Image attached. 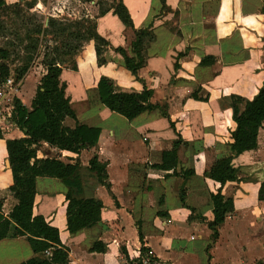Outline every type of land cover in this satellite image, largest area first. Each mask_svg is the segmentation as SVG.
Instances as JSON below:
<instances>
[{"label":"crops","instance_id":"0c3cea01","mask_svg":"<svg viewBox=\"0 0 264 264\" xmlns=\"http://www.w3.org/2000/svg\"><path fill=\"white\" fill-rule=\"evenodd\" d=\"M100 1L104 10L95 6L92 19L96 35L106 43L101 54L105 65L91 74L92 84L105 78L115 93L150 91L149 103L163 113L145 111L127 120L100 104L96 89L85 86L81 73L61 65L59 87L75 117L63 125L98 129L99 137L94 147L77 154L38 143L37 159H54L75 170L65 179L34 180L32 216L57 230L69 264H127L118 253L123 247L132 258L143 253L169 264H264V196L258 199L264 184V124L256 149L231 162L237 180L226 183L221 195L232 201L233 212L219 226L215 241L207 227L213 219L207 186L213 191L215 186L204 180L217 159L229 156L226 144L235 129L231 106L242 112L264 81V0H115L127 13L129 26L116 15V6ZM93 51V46L87 48L83 61L94 62ZM205 57L215 62L197 67ZM126 59L140 64L135 75L126 68ZM39 60L37 56L30 63L14 96L27 113L33 111L46 73ZM9 70L14 74L15 67ZM177 135L186 143L176 150L175 168L155 169ZM25 138L17 128L0 133L4 218L17 205L8 192L14 183L10 165L6 167L5 142ZM93 157L104 165L108 189L89 171ZM76 188L81 194H73ZM67 195L100 202L99 221L68 233ZM93 243L106 246V252L90 253ZM33 257L24 237L0 241V264H21Z\"/></svg>","mask_w":264,"mask_h":264},{"label":"trees","instance_id":"16d2710c","mask_svg":"<svg viewBox=\"0 0 264 264\" xmlns=\"http://www.w3.org/2000/svg\"><path fill=\"white\" fill-rule=\"evenodd\" d=\"M121 9L123 13L117 12V9H115V13L124 25L129 26L128 15L122 6ZM103 12L100 10L101 14ZM60 33H63V30ZM93 37L97 42L93 47L94 62L91 61L92 59L83 62H72V65L69 66L72 70L82 74L86 87H94L96 89L100 104L110 112L118 114L127 120H132L145 111L161 110L163 113L159 106L149 103L151 98L150 91L143 90L140 94L115 93L112 83L105 78H100L95 84H92L91 74L99 67L105 65L101 54L102 49L106 46V43L96 35L95 26ZM75 48H71L68 45L57 48V61L55 59L45 61L46 54H44L43 61L45 63L43 65L46 73L37 87L31 113H27L17 100H13V120L16 127L24 133L26 138L5 142L13 182L19 184L20 190L10 189L17 200V205L7 218L0 214V241L5 238L24 237L26 239L34 257L21 264H69L68 250L61 246L57 230L45 223L42 217H33L32 205L34 180L36 178L65 179L75 170V167L64 166L54 159H36L33 149L38 146L39 142H43L58 151L77 154L79 151L92 148L97 144L98 129L87 128L77 123L72 129L63 125L65 119H71L75 122V117L69 107L68 100L64 98L62 88L59 87L60 56L63 55L61 50L68 53L73 52ZM0 53L2 56L5 54L2 50H0ZM1 59L4 58L1 57ZM214 62L215 60L212 57H205L200 59L197 67H208ZM125 66L132 75H135L140 68V64L133 65V62L128 59L125 60ZM26 72L27 67L15 69L13 75L16 77V83L23 79ZM10 75L11 72L8 67H0V85ZM191 98L199 100L196 94H193ZM231 108L235 129L230 134V143L226 144L229 156H222L217 159L212 164L209 172L204 174V180L211 182L215 186L214 191L207 186L209 199L212 204L211 214L213 216L212 221L207 223V227L212 232L213 241L218 237L217 230L219 226L233 212L232 201L229 199L224 200L221 195L222 188L226 183L237 180V170L233 168L231 162L242 153L256 149L258 133L263 129L264 81L257 95L244 104L242 112L239 113L238 108L234 105ZM171 127L174 129L172 124ZM185 143L177 135V141L173 144V149L170 152L163 153L161 165L154 168L158 170L174 169L176 165V150L180 144L185 145ZM89 171L95 174L98 183L108 189L109 186L105 182L104 165H100L96 157L89 161ZM190 173L188 172L187 174L190 175ZM74 193L81 194V189L76 188V191L73 190ZM263 196L264 184L260 186L258 199L262 200ZM179 198L183 203L182 191L179 193ZM67 201L66 227L68 233L74 234L82 229L92 227L99 221L100 202L76 198L71 195H67ZM160 217L167 218V215L163 214ZM200 220L203 222L204 219L201 218ZM139 239L141 240L140 234ZM106 249V246L100 243H93L89 252L103 254ZM47 251L50 252V255L45 257L44 253ZM140 251L144 252V250ZM118 253L123 255L126 260L130 261L132 259L131 253L124 247L118 249Z\"/></svg>","mask_w":264,"mask_h":264},{"label":"rangeland","instance_id":"374dc122","mask_svg":"<svg viewBox=\"0 0 264 264\" xmlns=\"http://www.w3.org/2000/svg\"><path fill=\"white\" fill-rule=\"evenodd\" d=\"M85 1L0 0V50L5 53L4 56L0 53V58H4L0 60V67H8L11 70L13 67L28 68L37 56L39 62L44 64V54L45 61H57V48L63 45L76 48L68 53L61 50L63 55L60 56V65L69 66L72 62L83 61L86 49L97 44L93 37L95 24L92 16L96 13L93 8L100 6V9H103L100 0L86 6L83 5ZM114 1L106 0L104 4L116 6ZM116 9L117 12H122L121 6H116ZM61 30L63 33H60ZM74 57H77V61ZM33 150L37 159L40 145ZM10 189L20 190L19 184L14 183L9 188L8 192L12 193Z\"/></svg>","mask_w":264,"mask_h":264},{"label":"built area","instance_id":"2783aa9c","mask_svg":"<svg viewBox=\"0 0 264 264\" xmlns=\"http://www.w3.org/2000/svg\"><path fill=\"white\" fill-rule=\"evenodd\" d=\"M20 83H16V77L10 75L5 82L0 85V133H8L15 130L17 127L13 120V100L19 89ZM18 129V128H17ZM45 256H49L47 251ZM127 264H169L167 262L158 260L149 254H137L133 256Z\"/></svg>","mask_w":264,"mask_h":264},{"label":"water","instance_id":"95a60500","mask_svg":"<svg viewBox=\"0 0 264 264\" xmlns=\"http://www.w3.org/2000/svg\"><path fill=\"white\" fill-rule=\"evenodd\" d=\"M6 167H7V168L9 167L8 161H6Z\"/></svg>","mask_w":264,"mask_h":264}]
</instances>
